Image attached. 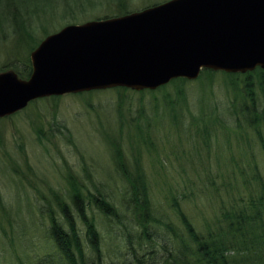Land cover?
Segmentation results:
<instances>
[{
	"label": "rangeland",
	"instance_id": "obj_1",
	"mask_svg": "<svg viewBox=\"0 0 264 264\" xmlns=\"http://www.w3.org/2000/svg\"><path fill=\"white\" fill-rule=\"evenodd\" d=\"M165 1L168 0H100L84 9L77 4L76 13L67 9L54 21L42 13L38 14V19L24 21L20 18L15 25L0 20V70H13L11 63L23 69L30 63L28 55L33 51L28 52L27 45H34L35 40L39 44L66 25L123 16L120 14L125 10L139 11ZM44 5L50 7L47 2ZM27 32L32 41L26 36ZM221 79L218 75L211 93L206 92L209 103L205 97L201 100L200 86L195 81L185 85V103L175 102L172 86L153 95L127 93L122 112L124 119L117 112L119 104L114 89L91 95L36 100L11 117H4L0 121V195L7 209L13 215L20 210L22 216L33 217L36 247L44 251L45 241L40 236L44 227L40 223L43 221L40 204L49 200L53 203L52 192L64 193L67 174H71L83 190H92L94 184L103 188L112 200H118L123 184L112 160L109 141L119 143L130 169L137 155L135 125L146 126L144 121L151 124L156 120V123H165L158 133L152 131L154 123L150 128L151 136L156 137L153 142L157 152H146L140 147L152 197L164 202V197L173 192L181 198L185 212L195 225L210 221L220 201L228 198V180L233 182L236 178L238 181L254 164L264 169L257 135L242 118L237 120L231 113L233 94L223 86ZM255 95L257 100L261 99L257 88ZM168 103H173L178 117L182 118L181 128H170L174 120L167 111ZM207 111L212 112L213 120L203 118V112ZM130 118L139 121L130 123ZM202 119L208 136L202 132ZM121 120L125 121L123 127L119 126ZM260 130L263 132L262 128ZM157 158L163 161V167L157 163ZM163 209L171 213L165 205ZM94 216L99 221L96 210ZM20 223L26 227L31 222L27 218ZM3 227L5 232L0 230V264H8L12 261L8 253L14 255V247L5 237L9 234V226L4 223Z\"/></svg>",
	"mask_w": 264,
	"mask_h": 264
},
{
	"label": "trees",
	"instance_id": "obj_2",
	"mask_svg": "<svg viewBox=\"0 0 264 264\" xmlns=\"http://www.w3.org/2000/svg\"><path fill=\"white\" fill-rule=\"evenodd\" d=\"M97 1L100 0H0V20L14 22L15 25L20 18L24 21L34 17L38 19V14L42 13L54 21L56 17L61 18L67 9L76 13L79 8L95 5ZM45 2L50 7L45 8ZM77 4L79 8L75 7ZM153 5L156 4L150 6ZM73 7L74 10L71 9ZM131 12L135 11L125 10L120 15ZM25 34L32 41L30 33ZM37 45L35 40L34 45H27L26 50H34ZM10 66L21 79H27L31 74L30 63L23 69L13 63ZM218 75L222 76L223 86L232 91L231 113L237 120L242 118L245 125L255 131L264 158V69L256 68L246 74L204 69L194 80L200 86L201 100L205 97L209 103L207 98ZM188 82L184 78L174 79L155 91L115 88L119 104L117 112L120 118H125L122 112L127 93L153 95L170 86L174 87L175 102L185 103V85ZM256 88L261 92L260 100L256 98ZM99 91L70 95H91ZM172 104L168 103L166 108L174 120L170 128L175 130L182 118L178 117ZM211 111L203 112V118L213 120ZM133 121L136 123L139 119L130 118V123ZM202 123V132L208 136L203 119ZM144 124L146 126L135 125L137 155L130 169L119 143L109 141L112 160L123 184L118 200H112L103 188L94 184L92 190H83L72 175L67 174L64 193L52 192L54 204L51 200L40 204L39 213L41 218L43 216L40 223L44 226L40 236L45 241L44 251L36 247L33 217L22 216L20 210L13 215L0 195V230L5 232L3 224L7 223L10 231L5 237L14 247V255L8 253L12 258L8 264H264V169L254 164L248 173L241 174L238 181L236 178L234 183L228 180L227 200L220 201L210 221L204 220L197 226L185 212L181 198L173 192L164 197V202L152 197L140 147H144L146 152H157L153 142L156 137L151 136L150 128L152 126V131L158 133L165 123L154 120L151 124L144 121ZM119 126H125V121L121 120ZM38 140L41 142L40 137ZM157 163L163 167L160 158H157ZM164 205L171 213L163 209ZM95 210L99 221L94 216ZM27 218L31 223L24 227L20 221Z\"/></svg>",
	"mask_w": 264,
	"mask_h": 264
},
{
	"label": "water",
	"instance_id": "obj_3",
	"mask_svg": "<svg viewBox=\"0 0 264 264\" xmlns=\"http://www.w3.org/2000/svg\"><path fill=\"white\" fill-rule=\"evenodd\" d=\"M31 74L0 71V119L37 99L95 90L155 91L204 69H264V0H168L66 25L29 55Z\"/></svg>",
	"mask_w": 264,
	"mask_h": 264
},
{
	"label": "flooded vegetation",
	"instance_id": "obj_4",
	"mask_svg": "<svg viewBox=\"0 0 264 264\" xmlns=\"http://www.w3.org/2000/svg\"><path fill=\"white\" fill-rule=\"evenodd\" d=\"M2 119V118H1Z\"/></svg>",
	"mask_w": 264,
	"mask_h": 264
}]
</instances>
